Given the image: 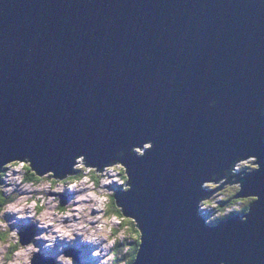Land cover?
<instances>
[{
    "label": "water",
    "instance_id": "water-1",
    "mask_svg": "<svg viewBox=\"0 0 264 264\" xmlns=\"http://www.w3.org/2000/svg\"><path fill=\"white\" fill-rule=\"evenodd\" d=\"M262 106L264 0H0V164L62 176L76 155L122 151L138 264H264ZM246 155L262 165L241 181L259 197L247 222L205 226L200 183Z\"/></svg>",
    "mask_w": 264,
    "mask_h": 264
},
{
    "label": "clouds",
    "instance_id": "clouds-1",
    "mask_svg": "<svg viewBox=\"0 0 264 264\" xmlns=\"http://www.w3.org/2000/svg\"><path fill=\"white\" fill-rule=\"evenodd\" d=\"M215 104L213 100L209 107ZM258 115L264 118V106ZM153 147V141L146 140L132 145L128 155L143 159ZM123 156L118 151L100 166L86 155H76L62 176L53 171L38 173L28 156L0 164V264H33L37 255L54 259V264H74L65 252L75 244L83 247L81 264H138L143 231L117 200V190L126 194L132 189ZM261 166L255 155L236 156L222 173L200 183L203 195L195 202V212L203 214L205 226H216L232 216L247 222L259 197L241 195V181ZM64 193L70 198L62 204L59 197ZM21 222L34 226L31 241L22 242Z\"/></svg>",
    "mask_w": 264,
    "mask_h": 264
},
{
    "label": "rangeland",
    "instance_id": "rangeland-1",
    "mask_svg": "<svg viewBox=\"0 0 264 264\" xmlns=\"http://www.w3.org/2000/svg\"><path fill=\"white\" fill-rule=\"evenodd\" d=\"M67 194H68V193H67ZM67 194H66V193L61 194V195H60V198L65 197V199H68ZM51 195H56V194H51ZM69 198H70V197H69ZM129 220H131V219H129ZM30 226H33V225H31V224H29V223H27V222H21V224H20V227H21V233H20V234L24 233V231H23L24 228H29ZM30 231H31V229H30ZM30 231L27 230L26 233L29 234ZM80 247H81V246L78 245V244H75V245H72V246H70V247H67L66 252H67V251H69V252H74V253L77 252V256L79 257V261H78V263H77V262L74 260V264H81V258H82L83 249H81ZM65 254H66V253H65ZM40 256H42V255H40Z\"/></svg>",
    "mask_w": 264,
    "mask_h": 264
},
{
    "label": "bare ground",
    "instance_id": "bare-ground-1",
    "mask_svg": "<svg viewBox=\"0 0 264 264\" xmlns=\"http://www.w3.org/2000/svg\"><path fill=\"white\" fill-rule=\"evenodd\" d=\"M66 194H67V193H66ZM67 195H69V194H67ZM33 229L35 230L34 227H33ZM23 230H26V231H27L28 229H27V228H24ZM80 248L83 249L82 246H81ZM84 259H86V257H84ZM75 261L78 263L79 260L76 258ZM35 262H36V264H37V260H36V259H35Z\"/></svg>",
    "mask_w": 264,
    "mask_h": 264
},
{
    "label": "trees",
    "instance_id": "trees-1",
    "mask_svg": "<svg viewBox=\"0 0 264 264\" xmlns=\"http://www.w3.org/2000/svg\"><path fill=\"white\" fill-rule=\"evenodd\" d=\"M131 221V220H130ZM132 223H133V227H134V222L132 221Z\"/></svg>",
    "mask_w": 264,
    "mask_h": 264
},
{
    "label": "built area",
    "instance_id": "built-area-1",
    "mask_svg": "<svg viewBox=\"0 0 264 264\" xmlns=\"http://www.w3.org/2000/svg\"><path fill=\"white\" fill-rule=\"evenodd\" d=\"M201 215H203V214H201Z\"/></svg>",
    "mask_w": 264,
    "mask_h": 264
}]
</instances>
